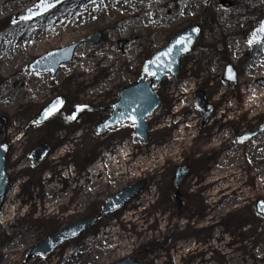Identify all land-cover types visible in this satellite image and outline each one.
Masks as SVG:
<instances>
[{"label": "rangeland", "instance_id": "374dc122", "mask_svg": "<svg viewBox=\"0 0 264 264\" xmlns=\"http://www.w3.org/2000/svg\"><path fill=\"white\" fill-rule=\"evenodd\" d=\"M39 1L0 0L3 10L0 55L13 50L24 52L11 71L0 63V118L7 119L0 145L10 147L8 193L17 194L15 214L3 212L1 216L0 264H92L90 260L95 264H118L126 258L144 264H264V217L256 213V205L264 201V181L262 185L257 183V179L264 180V146L259 150L256 167L246 155L243 170L248 175L233 188L244 194L225 205L228 197L220 200L234 191L216 193L209 184L220 154L217 149L209 148L213 143H208L210 134L216 132V124L210 127L209 122L219 111V104L214 102L220 95L216 94L218 89L235 96L234 120L229 128L225 126L234 149L250 152V145L260 136L264 115L250 123L249 114L242 108L239 82L252 69L264 74V44L249 52L253 31L264 19V0H211L209 3L205 0H73L36 21L16 20L18 14ZM120 1L127 4L126 9L118 11L115 6ZM190 3L195 5V10L189 17H181V10ZM108 6L115 11L102 18ZM85 22L88 24H82ZM228 24L234 35H224L223 29ZM193 26H200L202 35L192 53L183 58L180 76H168L156 87L162 108L149 119V142L139 141L135 136L136 127L131 124L98 135L97 126L111 116L121 91L140 82L144 64L166 48L177 34ZM98 33L103 34L98 45L85 43L77 49V52L80 48L85 53L92 52L94 56L104 50L103 60L86 73H79L77 54L72 62L74 68L67 74L69 64L62 66V73L59 71L56 76L31 73L29 65L36 59L84 42ZM231 46L241 48V56L231 58L228 52ZM37 50L40 52H33ZM111 57L115 62H109ZM205 59L209 60L210 68L201 66ZM228 65L238 73L236 85L224 78ZM210 70L215 80L207 73ZM192 75L198 86L180 101V85ZM109 80L110 90L98 91ZM214 83L218 86L213 87ZM252 85L260 88L264 97V78L255 79ZM32 91L41 94L35 98ZM198 92H203L214 107L207 122L195 105ZM15 96L21 100L15 102ZM60 98L65 105L57 117L45 124L30 126L44 109ZM76 115L78 118L74 120ZM195 116L196 120L192 121ZM51 122L55 124L50 126ZM195 122L201 136L176 139L181 130L190 133L189 126ZM247 133L255 136L246 143L238 142ZM41 145H48L52 152L44 163L35 167L30 155ZM120 145H126L128 152L118 149ZM60 148H63L61 152ZM112 160H116L117 167H126L129 173L109 184L101 182L103 177H92L99 169L108 172L113 166ZM123 160L129 161L126 166ZM179 166L191 168L190 177L181 186L185 208L174 202V181ZM65 169H72V173L67 175ZM254 170L261 176L255 177ZM51 178L57 180L58 188L50 185ZM144 179L149 182L146 190L121 210L97 223L86 234L68 241L49 258L28 259L30 251L50 235L97 215L109 197ZM55 189L64 190L61 194L68 195L65 203H69L52 213L46 208L55 198L52 193ZM235 196L236 193L232 195ZM215 206L217 209L212 212ZM1 207L0 203V210ZM206 214L207 219L202 220ZM8 220L17 222L10 230ZM110 231L128 236V245L122 255L117 254L119 249L113 253L102 251L104 257L99 260L102 249L90 248L88 243L110 237ZM15 242L21 243L18 261L8 260L5 249Z\"/></svg>", "mask_w": 264, "mask_h": 264}, {"label": "water", "instance_id": "95a60500", "mask_svg": "<svg viewBox=\"0 0 264 264\" xmlns=\"http://www.w3.org/2000/svg\"><path fill=\"white\" fill-rule=\"evenodd\" d=\"M72 0H44L45 4L50 3L51 7L42 6V0L34 4L31 8L21 12L17 16L19 22H32L42 17H45L58 8L70 3ZM210 0H206L209 2ZM264 19L259 27L254 30L251 39L252 47L264 42ZM202 35V29L199 26L188 28L182 33H179L172 39L169 45L156 53L148 60L142 69L141 81L135 86L125 89L120 94L119 101L113 107V113L103 124L97 128L98 135H102L111 129L127 124L136 125L135 135L143 143L149 140V124L148 119L151 118L160 108L161 99L155 92V85L160 86L165 78L170 75L172 78H177L181 73V61L189 55L194 46L199 41ZM103 34L98 33L93 35L84 42L76 43L68 47L48 52L44 56L36 59L30 66L32 74H51L56 76L63 65L69 64L73 61L77 49L82 44H89L91 46L98 45L102 40ZM123 44V43H121ZM225 79L231 83H237V72L233 66L229 65L226 68ZM64 103L60 100L55 101L53 105L47 108L42 117L33 122L30 126L35 124H43L49 118L57 115L63 108ZM197 108L204 113V121H207L212 113L213 107L208 105L205 94L198 93L196 99ZM51 110V112H49ZM7 125V119L0 118V135L3 134L4 127ZM261 132H264V127ZM253 134H248L240 138V142H245L251 138ZM51 150L47 145H41L35 149L31 154L32 163L38 166L43 163ZM10 153V147L7 144L0 145V200L5 199L7 191L10 186V178L7 174V157ZM190 169L186 167L178 168L177 179L175 185L179 188L181 181L186 174H189ZM147 181H141L136 185L129 186L120 193L113 195L106 201L102 212L99 216L76 222L72 226L62 230L61 232L49 236L43 242L33 248L28 254V259L34 257L48 258L55 250L69 240L78 238L85 234L93 225L101 219L106 218L112 213L120 210L127 205L136 196L141 194ZM179 195V192L177 193ZM263 204V202H261ZM181 205H185L184 202ZM259 212L264 216V204L262 210ZM118 264H143L135 259L127 258L120 261Z\"/></svg>", "mask_w": 264, "mask_h": 264}, {"label": "bare ground", "instance_id": "6f19581e", "mask_svg": "<svg viewBox=\"0 0 264 264\" xmlns=\"http://www.w3.org/2000/svg\"><path fill=\"white\" fill-rule=\"evenodd\" d=\"M142 1V0H139ZM136 2V0H135ZM125 4H127L126 1H120L118 2V4L115 6V8L118 9V11H120L121 9H126ZM195 10V5H193L192 3L188 4L187 6H185L181 12H180V16L181 17H189L190 14H192V12ZM113 11H115L114 9H112L111 6H108L107 8H105L103 10V15L102 18L106 16H108L109 14L113 13ZM3 13V10L0 8V14ZM82 24H88V22L82 23ZM232 27L234 28V25H232ZM224 31V35L226 36H231L235 34V31L232 30L230 28V24L227 25V29H223ZM233 32V33H231ZM33 50V49H32ZM33 52H40L39 50L37 51H33ZM229 54L231 55V58L234 57L235 59L239 56H241L242 51L241 48H234L233 46H231L229 48ZM24 54V52L20 51V50H13L11 53H8L4 56L0 55V63L2 64V66H4V68L9 67V69L7 71H11L14 69V67L17 65V62L19 60V58ZM77 54V60L78 63L76 65L81 67V70L79 71L80 74L86 73L88 70V68H92L95 64L97 65L98 63H100L103 60V55H104V50L103 52H101V56L100 55H96L94 56L92 54V52L90 53H85V51H82V48H80L78 50V52H76ZM76 56V55H75ZM115 62V60H113V57H111L109 59V62ZM188 64V63H187ZM217 64V63H216ZM215 64V66H216ZM214 66V68H215ZM68 68L66 69L65 73L67 74V72L71 71L74 68L73 63L69 64L67 66ZM213 68V69H214ZM87 70V71H86ZM62 73V71H60ZM59 72V73H60ZM215 73V72H214ZM209 74H211V76L213 77V80H215L214 74L212 73V71L210 70ZM213 74V75H212ZM84 76V75H83ZM82 77V76H81ZM22 76H19V79H21ZM258 78H264V74L260 75L258 72L254 71L253 69L249 72L248 77H243V79L239 82V86L241 87L242 90V97H243V101H242V108H244L245 112H247L249 114L248 116V120L250 121V123H253L255 121H257L258 119L262 118V116L264 115V97H263V92H261L260 88L254 87L252 85V82L255 79ZM111 80L104 82L101 87H98V91L101 90H110L108 87L111 84ZM198 86V82H196V78L192 76L190 77H186L182 84L180 85L181 88V97H180V101L185 100V98L187 96H189L190 94H192L193 90H195V88H197ZM213 87H217L218 83H214L212 85ZM195 93V92H194ZM220 95L214 100V102H216L215 104H219V111H216L214 113L213 118L211 119V121L209 122L210 127H214L215 124H219L221 125L223 122V119L225 118L226 114L228 112H231L234 110V106L232 105V101L235 98V96H231L230 93L227 90H220L218 89L216 94ZM40 91H32V95H34L35 98H38L40 96ZM15 102L20 101L21 99L17 96H15L14 98ZM196 120V116L192 117V121ZM189 132L187 134L186 130H181L180 132H178L176 134V139L178 140H183V138L187 137V136H192L194 139L198 138L199 136V125L195 122L193 125L189 126ZM215 137V140L213 139ZM210 140L208 141V143H213V145L209 148L211 149H217L219 151V158L216 163H215V173H214V178L212 179V182H209V184L211 185V187L213 188V190L216 193H222L225 194V192L233 189L234 187H236L240 182L243 181V178L248 175L247 174V170H243L244 167V160L246 158V155L248 157V160L250 161V163L256 167V162H257V156L259 154H261V151L259 152L260 148L262 146H264V133L260 134V136L257 138V140H255L254 142H252V145H250V147L252 148V150L250 152H247L245 150H243L242 148H238V149H234V146L232 144H230V140H231V134L227 131L224 132H212L210 134ZM215 142H217L218 144L216 145ZM63 150V148H60L59 151L61 152ZM121 157V156H120ZM124 161V166H126L128 164V160H123ZM113 166L109 167L108 172L103 173L101 169L97 170L95 173H92V177H95L97 179L103 177L102 181L105 184H109L111 181H115L117 179H119V177H122L124 175H127L129 173V171H127L126 167H117L116 166V160H112ZM257 171L254 170L253 174H255ZM91 176V173H90ZM255 177H259L261 176L260 174H255ZM262 181H264L263 179H257V183L259 185H262ZM79 180L77 183V186L79 185ZM76 186V187H77ZM75 189V188H74ZM64 190H57L55 189L54 191H52L53 193V197H55L52 202L49 203V207L46 209H50L52 213L56 212V209L58 210L59 207H67L68 203H65V199L67 198V194H61L63 193ZM233 194H225V196L220 200L222 201L224 198L228 197V200H226L224 203L225 205L231 204L232 201L234 200H239L240 196L242 194H244V192H239V189H233ZM51 193V196H52ZM234 193H236L237 198H233L232 195H234ZM17 194L12 193L11 191H9V193L7 194L6 198L4 200H2L1 205V210H0V222L2 223V214L4 212V215L6 214H12L14 215L16 212V198ZM72 198V197H71ZM215 209H217V207L215 206L214 209H211L212 212L215 211ZM212 215V214H211ZM58 216V215H56ZM8 223V227L9 230L11 228H13L16 225V221H14V223L11 220L7 221ZM29 234V230H26L25 235ZM110 237L107 238H103L101 237L97 242H95L94 240H90L88 243V246L90 248L95 249L96 246H98L101 250L100 253V259H102L104 257V254L102 251L104 250H108L110 253H113V251H117V249H119V252L117 254L122 255V250L126 249L125 245H128V242L126 240H128V236H124L119 234L118 232L115 231H110L109 232ZM13 236V235H11ZM28 238V237H27ZM122 238L125 240L122 242ZM129 244H131L129 242ZM20 246L21 243H11L9 246L6 247L5 249V256L6 258L9 259H13L18 261V254L21 252L20 250ZM116 246V247H115ZM90 263L95 264L94 261L90 260Z\"/></svg>", "mask_w": 264, "mask_h": 264}, {"label": "flooded vegetation", "instance_id": "af4514ba", "mask_svg": "<svg viewBox=\"0 0 264 264\" xmlns=\"http://www.w3.org/2000/svg\"><path fill=\"white\" fill-rule=\"evenodd\" d=\"M260 46L261 45H257V46H254L252 49H251V45H250V47H249V52H252V51H254L255 49H258V48H260ZM210 68V67H209ZM53 103V102H52ZM51 103V104H52ZM49 106H51V105H49ZM113 108V107H112ZM51 120H49V122H50ZM52 125V122L50 123V126ZM226 130V128L225 127H223L222 128V130H221V133L222 132H224ZM199 136H201V131L199 130ZM198 136V137H199ZM128 149L127 148V146L126 145H124V146H122V145H120V146H118V149ZM51 149V148H50ZM51 152H52V150H51ZM179 167H185V166H179ZM176 173H177V170H176ZM190 175H191V168H190V172H189V174L188 175H185V177L183 178V180L181 181V184H180V194L179 195H177V190H176V192H175V194H174V202L175 203H178L179 204V206L181 207V208H185L186 206H187V204H186V202H185V205H181V203H182V200H183V194H182V192H181V186H182V184L184 183V181L188 178V177H190ZM175 179H176V174H175ZM79 180H80V182H81V180H82V178L80 177L79 178ZM174 183H175V181H174ZM184 201V200H183ZM263 206V205H262ZM259 209H261V205L260 204H257L256 205V213L259 215V213H258V210ZM100 213V212H99ZM98 213V214H99ZM97 214V215H98ZM207 215L208 214H206V216H203V218H202V220H204L206 217H207ZM96 216V215H95ZM260 216V215H259ZM207 219V218H206Z\"/></svg>", "mask_w": 264, "mask_h": 264}, {"label": "snow or ice", "instance_id": "6c2138e0", "mask_svg": "<svg viewBox=\"0 0 264 264\" xmlns=\"http://www.w3.org/2000/svg\"><path fill=\"white\" fill-rule=\"evenodd\" d=\"M42 6H45V7H51L52 5H51L50 3L45 4V3H44V0H42ZM261 31L264 32V28H262ZM49 112H51V110H49Z\"/></svg>", "mask_w": 264, "mask_h": 264}]
</instances>
